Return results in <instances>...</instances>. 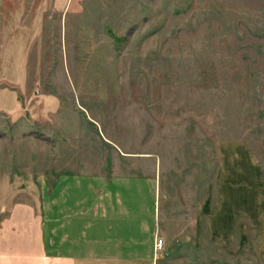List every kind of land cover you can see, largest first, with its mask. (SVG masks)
Here are the masks:
<instances>
[{"label": "rangeland", "instance_id": "obj_1", "mask_svg": "<svg viewBox=\"0 0 264 264\" xmlns=\"http://www.w3.org/2000/svg\"><path fill=\"white\" fill-rule=\"evenodd\" d=\"M92 126L160 177L157 264H264V0H0V264Z\"/></svg>", "mask_w": 264, "mask_h": 264}, {"label": "crops", "instance_id": "obj_2", "mask_svg": "<svg viewBox=\"0 0 264 264\" xmlns=\"http://www.w3.org/2000/svg\"><path fill=\"white\" fill-rule=\"evenodd\" d=\"M79 120L90 127L83 117ZM65 127L70 132L68 126L58 132ZM91 128L92 141L80 146L88 152L80 158L82 169L60 175L54 188L41 190L36 259L41 264H157L160 177L128 176L123 146H113Z\"/></svg>", "mask_w": 264, "mask_h": 264}, {"label": "built area", "instance_id": "obj_3", "mask_svg": "<svg viewBox=\"0 0 264 264\" xmlns=\"http://www.w3.org/2000/svg\"><path fill=\"white\" fill-rule=\"evenodd\" d=\"M158 250H162L164 246V242L162 240H159L156 244Z\"/></svg>", "mask_w": 264, "mask_h": 264}]
</instances>
